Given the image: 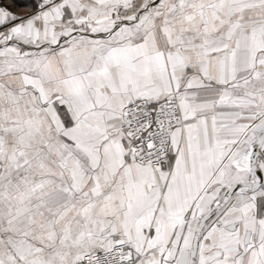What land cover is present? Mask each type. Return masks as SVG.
<instances>
[{
  "label": "snow or ice",
  "instance_id": "1",
  "mask_svg": "<svg viewBox=\"0 0 264 264\" xmlns=\"http://www.w3.org/2000/svg\"><path fill=\"white\" fill-rule=\"evenodd\" d=\"M0 264H264V0H0Z\"/></svg>",
  "mask_w": 264,
  "mask_h": 264
}]
</instances>
